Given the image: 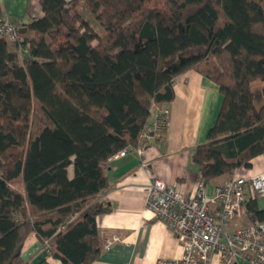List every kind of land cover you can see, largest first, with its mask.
<instances>
[{"label":"trees","instance_id":"obj_1","mask_svg":"<svg viewBox=\"0 0 264 264\" xmlns=\"http://www.w3.org/2000/svg\"><path fill=\"white\" fill-rule=\"evenodd\" d=\"M83 1L91 20L79 0H39L42 16L17 32L21 56L0 38V264H28L30 234L61 264L97 258L106 163L142 142L188 70L221 95L208 142L192 154L201 179L264 154V86L251 90L264 84V0ZM243 207L249 223L264 222L256 199Z\"/></svg>","mask_w":264,"mask_h":264},{"label":"crops","instance_id":"obj_2","mask_svg":"<svg viewBox=\"0 0 264 264\" xmlns=\"http://www.w3.org/2000/svg\"><path fill=\"white\" fill-rule=\"evenodd\" d=\"M0 16L27 25L32 18L41 17L42 10L39 0H0ZM9 47L14 49L11 43ZM173 92V99L154 110L148 119L151 122L162 113L166 115L161 136L153 141H142L125 156L110 158L106 163L108 185L95 199L101 209H106L96 216L101 250L91 264L178 261L182 257L181 246L169 227L146 208L143 188L153 179H160L191 198L195 196L199 182H203L206 194L210 196L214 187L226 177L208 183L202 181L199 167L192 159L196 147L208 142L207 134L221 102L218 87L195 70H188L175 78ZM142 147L143 154L140 155L137 149ZM250 163V175L262 172L264 154ZM68 174L72 176L71 168ZM256 205L258 209H264V197L257 198ZM248 223L242 207L232 226ZM113 238L117 240L106 248L107 241ZM20 256L28 264H61L49 256L45 245L34 234L25 240Z\"/></svg>","mask_w":264,"mask_h":264},{"label":"built area","instance_id":"obj_3","mask_svg":"<svg viewBox=\"0 0 264 264\" xmlns=\"http://www.w3.org/2000/svg\"><path fill=\"white\" fill-rule=\"evenodd\" d=\"M22 26L0 16V38L18 44L20 54L27 52L17 33ZM162 115L163 119L157 116L145 127L141 135L145 141H153L162 133ZM129 151L123 149L114 157H123ZM205 188V183L199 182L191 198L160 179H153L143 188L146 208L169 227L182 249L178 261L161 264H264V222L232 226L247 199L264 197V170L250 175L241 167L217 184L210 196ZM116 240L107 241L105 247Z\"/></svg>","mask_w":264,"mask_h":264},{"label":"rangeland","instance_id":"obj_4","mask_svg":"<svg viewBox=\"0 0 264 264\" xmlns=\"http://www.w3.org/2000/svg\"><path fill=\"white\" fill-rule=\"evenodd\" d=\"M68 1H70V0H68ZM76 8L80 11V13L82 14V16L83 17H85V18H87V19H89V20H91L90 18H91V14H90V11H89V8H88V6H87V3L85 2V1H83V0H79V2L78 3H76ZM35 10H38V9H35ZM33 13H34V15H36V13L33 11ZM2 17H6V18H8L9 20H11L9 17H7V16H2ZM93 22V24L97 27L96 29H97V31H100V28H99V26H97L96 25V23H94V21H92ZM19 23H21V22H19ZM22 25H23V23H22ZM19 56H21V54L19 53ZM263 85V83H261L260 81H254V82H252L251 83V90H252V92H253V94L255 95V96H257V94H258V92L260 91V87ZM260 93V92H259ZM259 96V95H258ZM255 101V100H254ZM256 104V106H258L259 104H260V102H257V103H255ZM164 112V111H163ZM165 113V112H164ZM166 116V115H165ZM161 119H163V115L161 114V117H160ZM165 130V125H164V127H163V130H162V133H163V131ZM159 136H161V134L160 135H157L155 138H158ZM141 140L143 141V142H146L145 141V139L143 138V137H141ZM121 151V150H120ZM139 151H141V154L140 155H142L143 154V147L142 148H139V150L137 151L138 153H139ZM118 153V152H117ZM115 155V154H114ZM114 155L111 157V158H115L114 157ZM227 177H225V179H226ZM202 180V179H201ZM203 181V180H202ZM11 186L14 188V189H21V187H22V183H21V181L20 180H18V181H13L12 183H11ZM208 188H210V187H208ZM257 199V198H256ZM114 243V242H113ZM112 243V244H113Z\"/></svg>","mask_w":264,"mask_h":264}]
</instances>
